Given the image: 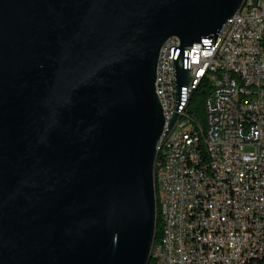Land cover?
Wrapping results in <instances>:
<instances>
[{"label": "water", "instance_id": "obj_1", "mask_svg": "<svg viewBox=\"0 0 264 264\" xmlns=\"http://www.w3.org/2000/svg\"><path fill=\"white\" fill-rule=\"evenodd\" d=\"M246 1L0 0V264H150L157 148L193 80L184 48L216 47Z\"/></svg>", "mask_w": 264, "mask_h": 264}, {"label": "built area", "instance_id": "obj_2", "mask_svg": "<svg viewBox=\"0 0 264 264\" xmlns=\"http://www.w3.org/2000/svg\"><path fill=\"white\" fill-rule=\"evenodd\" d=\"M218 37L210 50L184 48L193 77L187 95L200 75L211 76L200 95L205 118L186 102L157 148L156 188L165 189L157 215L169 230L152 249L160 264H264V0H247ZM179 43L165 44L157 68L166 128L176 109L169 49Z\"/></svg>", "mask_w": 264, "mask_h": 264}, {"label": "bare ground", "instance_id": "obj_3", "mask_svg": "<svg viewBox=\"0 0 264 264\" xmlns=\"http://www.w3.org/2000/svg\"><path fill=\"white\" fill-rule=\"evenodd\" d=\"M208 83H211V76L209 75H200V82H194L193 87H191V90L188 91L187 95V108H192V100L194 97V94L200 89L203 92V85H208ZM157 194L159 190L162 192L163 200L162 203L157 206V212H165V189L164 188H156ZM157 203H158V196H157ZM162 220H169V213H162ZM162 239H169V230H162ZM151 262L153 264H160V260H153L151 259ZM150 262V263H151Z\"/></svg>", "mask_w": 264, "mask_h": 264}, {"label": "rangeland", "instance_id": "obj_4", "mask_svg": "<svg viewBox=\"0 0 264 264\" xmlns=\"http://www.w3.org/2000/svg\"><path fill=\"white\" fill-rule=\"evenodd\" d=\"M200 101H201V102H200ZM193 106H194V107H198V109H199V110H198V115H199L200 119L205 118V113H204V101H203V98L199 99L198 102L193 103ZM195 109H196V108H195ZM196 110H197V109H196ZM157 196H158V205H159L160 202L162 203V200H163V195H162V192H161L160 190H159ZM162 232H163V231L160 230V238L162 237ZM158 241H160V239H159ZM151 264H153V262H151Z\"/></svg>", "mask_w": 264, "mask_h": 264}, {"label": "trees", "instance_id": "obj_5", "mask_svg": "<svg viewBox=\"0 0 264 264\" xmlns=\"http://www.w3.org/2000/svg\"><path fill=\"white\" fill-rule=\"evenodd\" d=\"M202 91L199 89L195 94H194V97H193V100H192V108H191V110H196V109H198V107H194L193 106V103H195V102H198L199 101V99H201V97H200V95H202ZM200 97V98H199ZM201 102V101H200ZM196 108V109H195ZM199 110V109H198ZM160 230H161V227H160V223H159V221H158V225H157V233H156V242H158V240L159 239H161L160 238ZM151 264V263H150Z\"/></svg>", "mask_w": 264, "mask_h": 264}]
</instances>
